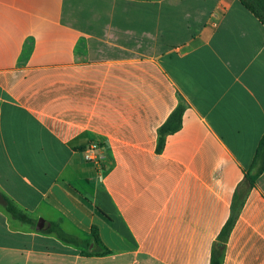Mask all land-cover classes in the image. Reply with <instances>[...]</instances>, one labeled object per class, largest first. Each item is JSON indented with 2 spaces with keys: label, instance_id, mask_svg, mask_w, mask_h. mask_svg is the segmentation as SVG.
Masks as SVG:
<instances>
[{
  "label": "crops",
  "instance_id": "obj_1",
  "mask_svg": "<svg viewBox=\"0 0 264 264\" xmlns=\"http://www.w3.org/2000/svg\"><path fill=\"white\" fill-rule=\"evenodd\" d=\"M263 137L240 0H0V264H264Z\"/></svg>",
  "mask_w": 264,
  "mask_h": 264
},
{
  "label": "trees",
  "instance_id": "obj_2",
  "mask_svg": "<svg viewBox=\"0 0 264 264\" xmlns=\"http://www.w3.org/2000/svg\"><path fill=\"white\" fill-rule=\"evenodd\" d=\"M243 6L249 10L255 17H257L264 25V0H240ZM183 108L179 107V109L172 115L170 121L163 127L161 130L162 135H166L168 133L174 132L181 127ZM163 139L161 140V142ZM264 170V137L262 138L256 157L252 166V174L249 177V181L253 184L257 178L263 173ZM7 210L19 221L30 223L32 220L24 214L21 210H19L13 203L9 202ZM236 220V216L231 218L228 222L225 230L222 234V244L221 246L215 248L212 256L211 264H223L226 242L228 240L229 234L233 228L234 222ZM47 232L51 234H55L57 238L61 241L66 242L68 244H73L77 246H81L83 241H81L77 236L66 233L59 224L53 223L51 227L47 229ZM94 233L95 240L98 241V235L96 232Z\"/></svg>",
  "mask_w": 264,
  "mask_h": 264
},
{
  "label": "built area",
  "instance_id": "obj_3",
  "mask_svg": "<svg viewBox=\"0 0 264 264\" xmlns=\"http://www.w3.org/2000/svg\"><path fill=\"white\" fill-rule=\"evenodd\" d=\"M101 146L99 143H91L85 150H84V157L86 160L93 162L97 166L102 169V164L104 161V156L101 154Z\"/></svg>",
  "mask_w": 264,
  "mask_h": 264
},
{
  "label": "water",
  "instance_id": "obj_4",
  "mask_svg": "<svg viewBox=\"0 0 264 264\" xmlns=\"http://www.w3.org/2000/svg\"><path fill=\"white\" fill-rule=\"evenodd\" d=\"M0 205L8 206L7 200L4 198V196L0 193ZM43 226L38 227V229H42Z\"/></svg>",
  "mask_w": 264,
  "mask_h": 264
},
{
  "label": "rangeland",
  "instance_id": "obj_5",
  "mask_svg": "<svg viewBox=\"0 0 264 264\" xmlns=\"http://www.w3.org/2000/svg\"><path fill=\"white\" fill-rule=\"evenodd\" d=\"M262 12H264L263 10H261ZM67 229H69L68 231H70L69 233H71V234H73V232H75L76 233V230H75V228H67Z\"/></svg>",
  "mask_w": 264,
  "mask_h": 264
}]
</instances>
